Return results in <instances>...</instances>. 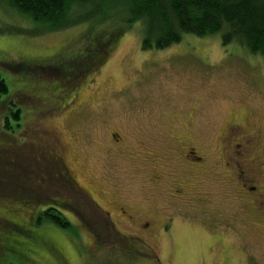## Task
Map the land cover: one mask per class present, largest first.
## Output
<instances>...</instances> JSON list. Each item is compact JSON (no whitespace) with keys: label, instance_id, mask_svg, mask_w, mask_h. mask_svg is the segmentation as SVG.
<instances>
[{"label":"rangeland","instance_id":"rangeland-1","mask_svg":"<svg viewBox=\"0 0 264 264\" xmlns=\"http://www.w3.org/2000/svg\"><path fill=\"white\" fill-rule=\"evenodd\" d=\"M9 5L6 0H0V62L4 64H0V68L9 73L8 79L13 85L10 91L18 87L13 97L24 99L22 93L26 90L32 91L33 99L38 101L31 103L33 106L29 101L22 103L24 129L20 130L19 136H25L32 146L35 132L54 131L57 136L49 138L44 148L49 151V159L56 161L50 153L55 154L58 150L55 146L61 143L63 162L72 168L80 186L99 200L100 190L115 188L143 211H148L149 202L152 206H161L163 197L160 193L152 195L149 185L144 187L143 175L136 172L137 165L133 161L123 157L120 160L112 132L129 140L131 145L125 147L128 152H136L135 147H139V155L144 156L143 162H150L151 171L157 165L164 167L165 161L171 163L176 158L180 162V159L186 161L188 156L193 157L189 148L176 151L174 155L172 151L194 141L197 154L210 156L208 162L214 164V168L208 167L200 179V191L214 200V204L210 206L211 210H206L208 213L197 215L200 210L196 208V200L191 199L186 209H192L194 213L186 212V216L193 221L179 220L170 236L158 235L157 239L150 236L149 243L158 251L157 257L144 252H152L145 246L140 245L136 250L131 248V240L140 244L136 237H146L143 227L149 219L140 212L133 214V221L139 225L137 231L134 224H117L116 229H105L98 238L91 231L92 227L85 229L79 218H70L72 229H65L48 219L40 225L34 224L35 206L26 207L17 199L0 193V200H3L0 201V227L6 233L5 237L27 248L24 253L30 258L20 260L17 255L0 248V264H59L56 256L61 259V264H264V223L257 217L248 219L239 197L244 193L240 191L245 190L242 189V178L231 182L222 172L223 165L229 161L228 154L232 152L230 145L240 144V140L258 134V146L254 150L263 159V164L257 173L264 175L263 58L236 44L224 46L219 36L199 38L188 35L182 43L165 50L144 51L141 35L133 28L111 51L97 73L93 72L95 75L71 88L62 103V98L52 99L49 109V102H40L41 94L35 86L41 88L43 96L46 95L44 85L53 83L50 76L59 73L61 62L55 57L58 55L71 63L79 52L88 49L82 32L87 25L28 36L26 30L32 29L35 23L32 22V26L27 18L11 14ZM11 20L18 26L10 23ZM11 26H20V30H11ZM105 27L102 26L101 31ZM44 58H54L55 62H49L43 69L40 60ZM33 62L39 63L40 67L32 66L29 70L25 66L22 74L11 69ZM54 103H61L58 109ZM187 122L193 126L188 127V136L180 140L179 126L189 125ZM229 124L234 130L230 131L232 136L228 140L223 136ZM151 146L158 152L148 156L146 152ZM164 154H172L170 161ZM33 166L37 171L24 164L17 168L24 171V178L32 187V176H37L43 183L42 180L56 182L62 174L58 167L40 168L42 165L38 161ZM175 168L173 165V170ZM243 171L247 179L253 173ZM259 191L264 194L263 189ZM149 193L150 201L147 200ZM194 195L197 196V192L194 191ZM51 198L48 196L47 202H40L45 204L44 209L47 203H53ZM54 199L60 198L55 194ZM108 208L116 214L115 222L120 221V211L114 203ZM253 211H257V206ZM10 217L16 218L18 223L23 222L20 227L26 229L28 235L4 228L3 223ZM89 219L93 226L103 228L104 221ZM6 222L7 226L17 225ZM117 231L124 236L118 237ZM2 236L0 229V239ZM51 244L59 250H49Z\"/></svg>","mask_w":264,"mask_h":264},{"label":"trees","instance_id":"trees-1","mask_svg":"<svg viewBox=\"0 0 264 264\" xmlns=\"http://www.w3.org/2000/svg\"><path fill=\"white\" fill-rule=\"evenodd\" d=\"M6 1L10 4L8 7L12 11L11 14L27 18L32 26V22L35 23L32 29L26 30L27 34L25 35L28 36L43 31L58 32L72 29L81 24L83 26L85 23L87 25L84 26L82 32L89 44L88 49L79 52L77 59L71 63L57 57L58 55L55 57L58 62H61L59 68L57 67L59 73L50 76L53 83L44 85L47 90L46 95L43 96L41 88L35 86L41 94L40 102H49V109L52 99L62 98V103L67 98L68 93L72 91L71 88L82 83L90 75H95L93 72L96 71L97 73L105 64L107 56L133 28L137 29L141 35V45L144 51L165 50L182 43L188 35L199 38L219 36L222 45L236 44L264 60V0ZM8 17L10 18V16ZM10 23L18 24L13 20ZM104 25L106 26L105 30L101 31ZM10 29L20 30V26H11ZM65 56L70 57L68 54ZM40 62L43 65L42 68L46 69V64L55 61L54 58H44ZM0 64L4 65L3 62ZM25 66L29 70L33 69L32 66L40 67L39 63L33 62L32 65L21 64L13 66L11 69L12 71L19 70L22 74ZM0 69L2 70H0V111L3 110L2 113L0 112V160L2 161L0 162V193L17 199L26 207L35 206L36 212H33L34 215L32 216L34 224L40 225L42 221L48 219L65 229H72L73 223L70 218L57 216L51 210L45 213L43 208L45 204H40L43 202L40 193L44 189V185L49 186L51 182L42 180L43 184L37 180V176H32L31 179L34 184L32 187L30 181L24 178L26 176L24 171L20 172L17 169L20 168V164L21 166L24 164L31 166L30 169L34 171L36 166L33 165H36L37 161L42 165L40 168H51L59 165L57 160L53 162V159H49L48 150L44 151L49 138L53 139L57 135L52 130H45L43 134L35 132V141L31 142L32 146L29 145L25 136H19L20 130L22 132L24 129V107L22 103L30 102L29 105L33 106L31 103L37 104L38 101L33 99L35 95L32 91L29 93L26 90L22 93L25 100L13 97L15 89L18 87L11 92L10 88L13 85H11V79H8L9 73L4 71L3 67ZM49 73L52 74L53 72ZM61 103H54L53 106L58 109ZM55 148L63 149L59 144ZM50 154L53 155V153ZM10 218L6 221L18 226H9V224L7 226L5 221L3 223L4 228H8L10 232H22L28 235L26 229L20 227V224H24L23 222L18 223L14 220L16 218ZM0 229L3 234L0 239V248L17 255L20 260L30 259L24 253L27 248H22L20 244L9 240L5 237L6 233L3 228L0 227ZM51 248L59 250L54 244H51L48 249L51 250ZM131 248L135 249L134 247ZM54 258L61 264L59 262L61 259L57 256Z\"/></svg>","mask_w":264,"mask_h":264},{"label":"flooded vegetation","instance_id":"flooded-vegetation-1","mask_svg":"<svg viewBox=\"0 0 264 264\" xmlns=\"http://www.w3.org/2000/svg\"><path fill=\"white\" fill-rule=\"evenodd\" d=\"M192 126V123L189 125L181 124L179 126L181 132L180 140L184 138V136H188V127ZM231 130L234 129L231 128L229 124L223 136L225 139L229 140V137L232 136L230 133ZM111 136L112 139L114 138L116 141L115 146L116 150L120 153V160L123 157L124 159L127 158L133 161L137 165L136 172L143 175L142 183L144 187H148L147 185H149L150 190L153 191L152 195H156L155 193H160L162 195L163 201L161 206L159 204V206L155 207L149 202L148 211H143L137 208L138 206L135 202L128 199L126 200V198L120 194V190L116 192L115 188H111L109 190L110 192L105 189L100 190L98 194L101 199L99 200L83 186H80L72 173V168L66 162H63V158L61 157L63 149H59L52 156L58 161L59 165L55 167L62 169V174L56 182L49 180L51 182L50 185H44V189H42L40 193L43 202H47L48 196H52L51 201H53V203H47V208L44 211L47 213L51 210L57 216L82 219L85 229L92 227L91 231L98 238L104 234L105 229H116L117 224L123 226L128 223L134 224L135 231H137L139 225L133 221V214H138L137 212H140L144 218L149 219L143 227L146 237L135 236L140 239L141 243L136 244V240L134 239L131 240V246L134 248L137 247L135 249H138L140 245L142 247L145 246L151 249L152 252L145 250L144 252L152 253L158 257V251L153 245L150 246V236L156 239L158 235L170 236L179 220L193 221L192 218L186 216V212L194 213V210L186 209L188 207L187 203L191 199L197 202L196 208L200 210L199 213H196L197 215L205 212L208 213L206 210L210 209V206L214 204V200H211L209 197L205 196L206 194L200 191L201 176L204 175L208 167L211 168L213 166L214 168V164H209L208 161L210 156H201L197 154L198 152L195 150L198 149V147L194 141H188L184 146L176 148L175 150L173 149L172 154L174 155L176 151L189 148L192 151L193 157L188 156V160L186 161L180 159V162L176 158L171 163L165 161L164 167H158L157 165L156 169L151 171L150 162L148 160L143 162L144 156L139 155L141 153V151H138L139 147H135L136 152H128V150L125 149V147L131 145L128 139L121 134L113 132ZM254 136L255 137L250 136L240 140V144L235 143L230 145L231 142H229L230 147H232V152L228 154L227 159L229 161L223 165L224 171L222 172L226 174L231 182L239 181L242 178L244 182L242 183L244 186L242 189L245 190L240 191V193H244L239 197L242 199L241 203L248 215V219L254 220V217H257L260 223H264V194L259 191L260 188L264 190V175L257 173L258 170H261L260 167L263 164V159L259 156L257 150H254L255 148L257 149L258 146V140L256 139L258 134H254ZM59 145L62 147L61 143ZM227 151L224 152L225 157L227 156ZM156 152H158V150L151 146L148 147L146 154L149 156L154 155ZM172 154H164V156L170 161ZM173 165L177 167L174 170ZM243 170H246V174L253 172L249 179L243 174ZM148 174H150V176ZM194 191L197 192V196L194 195ZM55 194L60 199L55 200ZM150 199L149 193L147 200L150 201ZM111 203H114L116 209L120 211V221L117 220V222H115L114 216L116 214L108 208ZM255 206H257V211H253ZM89 218L97 219V222L99 220L101 222L104 221L103 228L93 226ZM116 233L120 234L118 237L124 236L121 231H117ZM129 237L134 238L133 236ZM116 249L120 250L118 247H116Z\"/></svg>","mask_w":264,"mask_h":264}]
</instances>
